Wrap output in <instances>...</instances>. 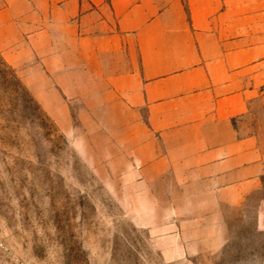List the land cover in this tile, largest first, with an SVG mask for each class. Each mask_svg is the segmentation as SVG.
Masks as SVG:
<instances>
[{"label":"crops","instance_id":"1","mask_svg":"<svg viewBox=\"0 0 264 264\" xmlns=\"http://www.w3.org/2000/svg\"><path fill=\"white\" fill-rule=\"evenodd\" d=\"M0 52L85 70L82 96H126L147 121L144 174L264 223V0H0Z\"/></svg>","mask_w":264,"mask_h":264},{"label":"rangeland","instance_id":"2","mask_svg":"<svg viewBox=\"0 0 264 264\" xmlns=\"http://www.w3.org/2000/svg\"><path fill=\"white\" fill-rule=\"evenodd\" d=\"M49 66L0 52V264H264L255 206L202 205L190 182L144 174V109L82 96L85 70Z\"/></svg>","mask_w":264,"mask_h":264}]
</instances>
